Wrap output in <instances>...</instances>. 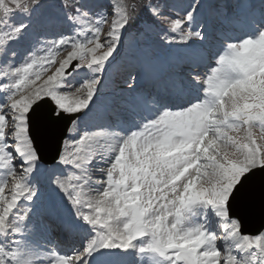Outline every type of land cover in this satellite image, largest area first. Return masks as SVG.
Instances as JSON below:
<instances>
[{
  "label": "snow or ice",
  "instance_id": "snow-or-ice-1",
  "mask_svg": "<svg viewBox=\"0 0 264 264\" xmlns=\"http://www.w3.org/2000/svg\"><path fill=\"white\" fill-rule=\"evenodd\" d=\"M0 264H264V0H0Z\"/></svg>",
  "mask_w": 264,
  "mask_h": 264
},
{
  "label": "water",
  "instance_id": "water-1",
  "mask_svg": "<svg viewBox=\"0 0 264 264\" xmlns=\"http://www.w3.org/2000/svg\"><path fill=\"white\" fill-rule=\"evenodd\" d=\"M259 221L258 220H250L248 222H246V227L249 230H255L257 227H259Z\"/></svg>",
  "mask_w": 264,
  "mask_h": 264
},
{
  "label": "rangeland",
  "instance_id": "rangeland-1",
  "mask_svg": "<svg viewBox=\"0 0 264 264\" xmlns=\"http://www.w3.org/2000/svg\"><path fill=\"white\" fill-rule=\"evenodd\" d=\"M256 132H257V134L259 135V134H260V129L257 128V129H256ZM97 178H98V177H95V176H94V179H97Z\"/></svg>",
  "mask_w": 264,
  "mask_h": 264
},
{
  "label": "bare ground",
  "instance_id": "bare-ground-1",
  "mask_svg": "<svg viewBox=\"0 0 264 264\" xmlns=\"http://www.w3.org/2000/svg\"><path fill=\"white\" fill-rule=\"evenodd\" d=\"M93 195H94V193H93Z\"/></svg>",
  "mask_w": 264,
  "mask_h": 264
}]
</instances>
